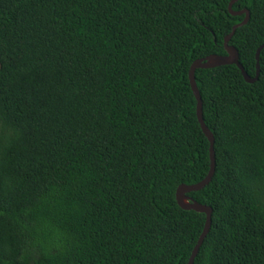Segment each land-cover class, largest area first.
Here are the masks:
<instances>
[{"label":"trees","instance_id":"1","mask_svg":"<svg viewBox=\"0 0 264 264\" xmlns=\"http://www.w3.org/2000/svg\"><path fill=\"white\" fill-rule=\"evenodd\" d=\"M233 0H0V264H188L205 214L182 209L210 142L189 73L226 56ZM230 42L251 78L264 0ZM257 82L197 70L215 138L195 264H264V50Z\"/></svg>","mask_w":264,"mask_h":264},{"label":"water","instance_id":"2","mask_svg":"<svg viewBox=\"0 0 264 264\" xmlns=\"http://www.w3.org/2000/svg\"><path fill=\"white\" fill-rule=\"evenodd\" d=\"M241 0H233L229 6V10L230 13L233 16H246L244 22H242L241 24L235 26L233 28V31L231 33V35H229L226 40H225V49L227 52L226 56H210L206 59H201V60H197L196 62H194V64L191 67L190 73H189V80H190V84H191V88L192 91L194 93V96L197 100V116H198V120L199 123L201 125L202 131L205 134V136L207 137V139L210 142L211 148H210V154H211V170L210 173L208 175V177L202 181L199 184L196 185H182L178 188L177 193H176V199L178 202V205L185 210H189V211H195L197 213H201V214H205L207 217V221H206V226H205V230L191 256V259L189 261L188 264H195V260L198 257L200 250L205 242V240L207 239L208 235L211 232L212 226H213V209L204 205H201L199 203L196 202H192V200L188 197L189 193L192 192H199L203 189H205L213 180L215 173H216V153H215V138L214 135L212 134V132L210 131V129L207 127L205 120H204V113H203V100H202V96L200 94V90L198 88L197 85V81H196V72L197 70H204V69H214L217 67H221V66H231V65H235L237 66L245 80L248 83L254 84L255 82L258 81L259 76H260V72H261V64H260V57H261V53L264 50V46L260 47L259 50L257 51V55H256V61H257V75L255 78H251L248 73L245 71L244 67L242 66L241 62H240V55L238 50L233 47L230 46V42L232 40V38L234 37V35L236 34V31L240 28H242L243 26L247 25L251 19V14L248 10H244V11H240V12H235L233 10L234 5L239 2Z\"/></svg>","mask_w":264,"mask_h":264}]
</instances>
